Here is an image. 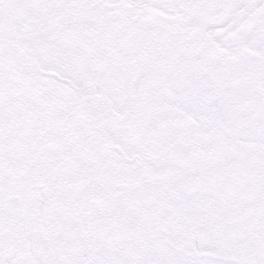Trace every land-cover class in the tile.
Wrapping results in <instances>:
<instances>
[{"label":"snow or ice","instance_id":"6c2138e0","mask_svg":"<svg viewBox=\"0 0 264 264\" xmlns=\"http://www.w3.org/2000/svg\"><path fill=\"white\" fill-rule=\"evenodd\" d=\"M0 264H264V0H0Z\"/></svg>","mask_w":264,"mask_h":264}]
</instances>
